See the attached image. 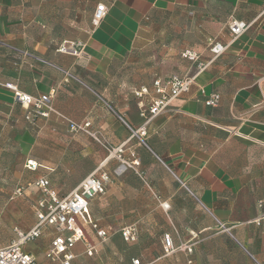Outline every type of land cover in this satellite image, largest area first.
<instances>
[{"label":"crops","instance_id":"1","mask_svg":"<svg viewBox=\"0 0 264 264\" xmlns=\"http://www.w3.org/2000/svg\"><path fill=\"white\" fill-rule=\"evenodd\" d=\"M98 3L107 13L93 26ZM263 7L264 0H0V156H17L15 170L38 194L33 209L38 178L63 197L90 173H111L117 162L107 148L121 146L139 163L111 176L90 201L107 239L84 226L96 252L87 256L76 243L70 264H264ZM233 20L251 25L231 40ZM65 41L81 43V55L59 53ZM213 42L226 44L214 59ZM183 50L209 65L143 137L132 136L153 81L195 73ZM7 85L32 97L52 94L55 112L34 115ZM212 93L215 107L204 104ZM64 118L88 121L97 140L71 133ZM124 227L134 228V241L122 238ZM166 235L176 248L168 255ZM53 237L47 227L23 250L37 264H58L47 256ZM42 238L44 247L27 246Z\"/></svg>","mask_w":264,"mask_h":264},{"label":"built area","instance_id":"2","mask_svg":"<svg viewBox=\"0 0 264 264\" xmlns=\"http://www.w3.org/2000/svg\"><path fill=\"white\" fill-rule=\"evenodd\" d=\"M106 13V6L103 3H98L92 13V25L97 26L104 19ZM263 15L264 7L258 18H261ZM250 25V23L244 21L233 20L228 25L231 40L242 35ZM82 47L83 45L79 42L65 41L59 45L57 51L77 57L81 55ZM225 49L226 44L213 42L210 45L209 51L214 59L222 54ZM179 56L181 59L195 65V73L192 75L171 74L168 77L154 80L152 83L154 95L150 99L146 114L144 115V123L138 130L132 132V136L143 137L146 134V124L166 110L172 100L188 93L194 84L197 74L204 71L209 65V62H202L200 54L193 50H183ZM7 86L14 91V97L21 106H25L26 108L32 107L34 115L47 117L49 113L55 112L51 104L52 94L32 97L17 91L14 86ZM143 92H146L145 88L135 92V95L139 97ZM218 102L219 95L216 93L210 94L204 100V104L210 107L217 106ZM64 119L71 133H84L97 140L96 134L90 130V123L88 121L76 123L67 118ZM112 153L116 156L118 164L111 173L105 171L90 173L66 196L58 197L55 191L50 188L47 178L41 177L36 179L34 185L40 191L41 198L34 209V224L26 232L17 231V239L15 241L7 246L0 247V264H37L36 260L23 250V246L40 238L47 227H51L54 230V237L50 242L47 256L56 259L58 264L71 263L74 259L71 250L76 243H82L85 247V254L93 256L96 250L88 242L84 233V226H89L102 243L107 239V232L92 220L89 212L90 201L104 193L106 184L110 181L111 176L117 177L126 171L128 167L133 168L139 164L136 158H133L130 162L125 161L122 156L123 149L121 146L112 149ZM35 167L36 164L34 162L28 161L26 163L28 170H34ZM15 194L20 195L21 189L17 188ZM120 233L125 241L131 242L135 240V230L132 227H124ZM163 249L165 255L176 250L168 235L164 236ZM183 249L191 253L190 245L184 246ZM133 264H138V261H133Z\"/></svg>","mask_w":264,"mask_h":264},{"label":"rangeland","instance_id":"3","mask_svg":"<svg viewBox=\"0 0 264 264\" xmlns=\"http://www.w3.org/2000/svg\"><path fill=\"white\" fill-rule=\"evenodd\" d=\"M107 151L112 153V148H107ZM111 155L118 164L116 156L113 153ZM123 158L130 162L136 156L131 153L128 158ZM16 161L17 156L15 155L0 156V247L15 241L17 231L26 230L34 220L33 202L38 194L23 182L24 174L15 170ZM136 167L133 168L136 169ZM133 168L128 167L127 170L133 171ZM17 188L21 189L20 195H14ZM47 243L48 239L42 238L27 246L44 247Z\"/></svg>","mask_w":264,"mask_h":264}]
</instances>
